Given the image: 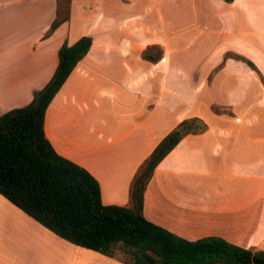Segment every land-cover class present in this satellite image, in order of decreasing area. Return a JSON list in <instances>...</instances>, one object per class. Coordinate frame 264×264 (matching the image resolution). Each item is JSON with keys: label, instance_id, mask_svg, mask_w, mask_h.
<instances>
[{"label": "crops", "instance_id": "1", "mask_svg": "<svg viewBox=\"0 0 264 264\" xmlns=\"http://www.w3.org/2000/svg\"><path fill=\"white\" fill-rule=\"evenodd\" d=\"M99 1L81 6L88 16L75 26L69 0L68 19L48 33L55 0H0V116L31 102L63 43L89 36L86 55L48 104L42 130L56 154L97 181L102 205L128 208L137 170L184 119L160 117L159 91L175 96V80L189 90L261 87L255 71L233 57L264 79V0H150L140 7L117 0V16L104 17ZM108 2L102 7L111 8ZM152 46L160 59L143 60ZM229 97L205 105L216 126L183 136L155 167L142 216L188 241L218 237L264 251V110L254 125L255 114L242 113L243 97ZM211 103L230 107L232 117L211 113ZM258 103L264 109V94ZM0 264L124 263L58 238L0 196Z\"/></svg>", "mask_w": 264, "mask_h": 264}, {"label": "trees", "instance_id": "2", "mask_svg": "<svg viewBox=\"0 0 264 264\" xmlns=\"http://www.w3.org/2000/svg\"><path fill=\"white\" fill-rule=\"evenodd\" d=\"M231 3L232 0H222ZM57 12L48 33L68 19ZM89 36L57 50V65L31 102L0 116V196L58 238L124 264H264V251L252 252L218 237L182 239L142 216V194L158 163L187 134L206 127L197 118L181 120L153 148L133 177L128 208L102 205L97 181L83 168L59 156L42 130L44 112L74 66L87 53ZM160 49L151 47L142 58L156 62ZM251 70L255 67L234 56ZM128 254L115 257V250Z\"/></svg>", "mask_w": 264, "mask_h": 264}, {"label": "rangeland", "instance_id": "3", "mask_svg": "<svg viewBox=\"0 0 264 264\" xmlns=\"http://www.w3.org/2000/svg\"><path fill=\"white\" fill-rule=\"evenodd\" d=\"M39 2L47 3V0H34ZM56 1V12L57 16L61 17L64 14V11L66 9L67 0H55ZM73 2V9H74V22H76L75 26L78 25L81 19L83 20L88 16V13L86 10H82L81 6L86 3L87 1H93V0H72ZM132 4L140 6H145L149 4L150 0H129ZM108 2V0H100L99 6H98V15H103V17L109 13L113 14L114 16H117L118 14V2L117 0H109L108 3H113V6L109 9H105L102 6L105 5ZM46 11H41L40 15L38 16V22L39 26L42 24ZM105 14V15H104ZM85 36V35H84ZM155 47V46H152ZM151 47L146 48L145 50L149 49ZM144 50V51H145ZM145 60V59H143ZM147 61V60H146ZM185 64L188 63V59L184 61ZM181 64V63H180ZM173 67L170 68L172 70ZM255 75L258 78V82L260 84V88H255V86L249 85V90H243V88H240L239 84H236L234 86H229L227 91L221 90L218 88H212L211 90H205V89H185L184 87H181L182 84H178L177 80H175L174 86L176 89H174L175 96L170 97L165 92L159 91L160 96V117H184V119L188 118H197L199 119L206 127L207 123L211 126H216V124L210 120L209 117H212L209 115V113L205 110V105L210 101L211 99L219 100L226 97L231 96L233 99H236L237 97H243V103L246 102L244 107V110H242V113H246L248 111H251V116L255 114L256 118L254 120V125H257L259 123V119L257 118V115H259V112L264 110L262 109L261 105H259L258 101L261 98V93L264 94V79L258 74V72H255ZM172 86V84H171ZM239 86V87H238ZM155 91H153L154 93ZM246 93V95H244ZM234 94V96H233ZM230 98V97H229ZM240 107V106H239ZM209 111L215 115L223 116V117H232V112L230 107L223 106L216 103H211L209 106ZM164 112V114H163ZM195 112V113H194ZM194 113V114H193ZM202 117L204 121L199 118L198 116ZM207 117V118H206ZM242 117H245V114L242 115ZM183 119V120H184ZM262 120V118L260 119ZM264 121V119L262 120ZM114 255L116 258L120 260H127L128 254L124 253L120 250H115ZM117 260V259H116Z\"/></svg>", "mask_w": 264, "mask_h": 264}, {"label": "water", "instance_id": "4", "mask_svg": "<svg viewBox=\"0 0 264 264\" xmlns=\"http://www.w3.org/2000/svg\"><path fill=\"white\" fill-rule=\"evenodd\" d=\"M251 263L252 264H263L262 261H258L255 257L251 258Z\"/></svg>", "mask_w": 264, "mask_h": 264}]
</instances>
